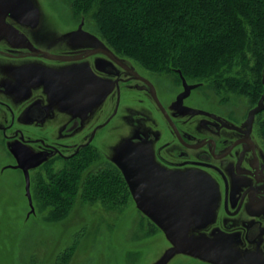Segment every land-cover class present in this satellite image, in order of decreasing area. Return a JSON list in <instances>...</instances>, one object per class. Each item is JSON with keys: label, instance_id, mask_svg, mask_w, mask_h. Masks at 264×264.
<instances>
[{"label": "flooded vegetation", "instance_id": "af4514ba", "mask_svg": "<svg viewBox=\"0 0 264 264\" xmlns=\"http://www.w3.org/2000/svg\"><path fill=\"white\" fill-rule=\"evenodd\" d=\"M0 1L1 145L44 154L35 168L47 181L73 164L82 165L80 183L115 171L125 198L155 225L164 218L157 210L169 207L189 240H222L248 263L264 264L260 113L252 125L253 109L245 121L234 111L223 117L205 107L203 83L129 62L77 13L64 21L38 0H30L35 11H23L24 0ZM122 139L114 154L124 160L115 165L102 147Z\"/></svg>", "mask_w": 264, "mask_h": 264}, {"label": "trees", "instance_id": "16d2710c", "mask_svg": "<svg viewBox=\"0 0 264 264\" xmlns=\"http://www.w3.org/2000/svg\"><path fill=\"white\" fill-rule=\"evenodd\" d=\"M71 1L114 52L147 70H177L253 105L264 96V0ZM257 120L264 140V110ZM75 167L82 165L50 172V180L38 184L40 200L57 220L70 213L77 198L124 202L120 178L97 176L82 184Z\"/></svg>", "mask_w": 264, "mask_h": 264}, {"label": "rangeland", "instance_id": "374dc122", "mask_svg": "<svg viewBox=\"0 0 264 264\" xmlns=\"http://www.w3.org/2000/svg\"><path fill=\"white\" fill-rule=\"evenodd\" d=\"M38 2L46 15L51 12L65 14L64 21L71 12L76 14L71 0ZM78 15L82 21L85 20L87 27L95 30L90 19L80 13ZM165 74L170 73H161ZM192 81L204 84L205 107L221 112L223 117L234 111L245 121L249 110L258 105L232 91L218 92L204 79L192 78ZM193 97L200 98L196 93ZM159 123L167 127L161 116ZM122 142L123 139L102 147L103 154L115 165L122 164L124 160L114 154L115 149L122 148ZM20 152L22 150L18 147L0 144V264H159L166 252L174 248V244L165 237L164 230L143 215L133 198L128 196L120 205L114 204V200L97 198L83 202L77 198L70 213L57 220L38 196V184L45 179L43 170H29L28 188L25 174L19 167ZM110 174L120 178L115 171ZM95 181L92 178L85 184ZM167 264L210 263L176 254Z\"/></svg>", "mask_w": 264, "mask_h": 264}, {"label": "water", "instance_id": "95a60500", "mask_svg": "<svg viewBox=\"0 0 264 264\" xmlns=\"http://www.w3.org/2000/svg\"><path fill=\"white\" fill-rule=\"evenodd\" d=\"M26 3V7L22 9L23 11L32 10L35 11L34 7L30 0H24ZM2 3L0 1V13L3 12L4 7H2ZM10 11L19 12L21 9L17 8L16 10L13 8ZM11 8V7H10ZM94 39V38H93ZM101 44L99 41H97ZM183 97V96H182ZM264 110V96L258 102L257 107L250 111L248 115V119L246 123L248 125H252L255 119V116L261 113ZM44 154H36L31 155L26 152L19 153L20 165L19 167L23 170L27 187L30 186V177L29 170L35 167H38L44 161ZM170 208L167 207L163 209L161 207L157 211L160 213H164V218L162 223H160V228L164 230L170 241L174 244V248L170 249L166 252L165 256L162 258L159 264H167L168 261L175 256L176 254H185L189 255L193 258L202 260L204 262L210 264H250L245 261L240 255L235 253L225 242L222 240H211L208 238H200L195 240H189L187 235V226L186 224H182L180 220H171V212ZM156 211L151 209L148 210V214L154 217ZM261 264V263H255Z\"/></svg>", "mask_w": 264, "mask_h": 264}]
</instances>
